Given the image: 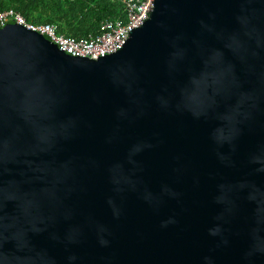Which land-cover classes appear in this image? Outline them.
Masks as SVG:
<instances>
[{
    "label": "water",
    "instance_id": "obj_1",
    "mask_svg": "<svg viewBox=\"0 0 264 264\" xmlns=\"http://www.w3.org/2000/svg\"><path fill=\"white\" fill-rule=\"evenodd\" d=\"M0 264H264V0H154L98 59L0 28Z\"/></svg>",
    "mask_w": 264,
    "mask_h": 264
},
{
    "label": "built area",
    "instance_id": "obj_2",
    "mask_svg": "<svg viewBox=\"0 0 264 264\" xmlns=\"http://www.w3.org/2000/svg\"><path fill=\"white\" fill-rule=\"evenodd\" d=\"M154 0H123V19L101 21L96 34L86 37H69L58 33L54 23L34 24L14 10L0 11V28L14 23L39 33L54 43L59 50L72 57L98 59L120 50L132 30L140 27L148 19Z\"/></svg>",
    "mask_w": 264,
    "mask_h": 264
},
{
    "label": "trees",
    "instance_id": "obj_3",
    "mask_svg": "<svg viewBox=\"0 0 264 264\" xmlns=\"http://www.w3.org/2000/svg\"><path fill=\"white\" fill-rule=\"evenodd\" d=\"M14 9L31 23H54L69 37L96 34L101 21L123 19V0H0V11Z\"/></svg>",
    "mask_w": 264,
    "mask_h": 264
}]
</instances>
